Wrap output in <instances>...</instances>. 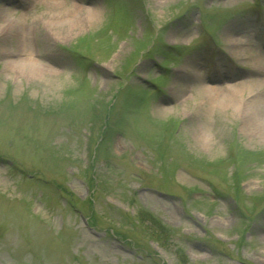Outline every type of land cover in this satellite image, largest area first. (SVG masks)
I'll return each instance as SVG.
<instances>
[{
  "label": "rangeland",
  "instance_id": "obj_1",
  "mask_svg": "<svg viewBox=\"0 0 264 264\" xmlns=\"http://www.w3.org/2000/svg\"><path fill=\"white\" fill-rule=\"evenodd\" d=\"M4 15L39 22L29 52L49 70L0 34V264H264V125L165 98L189 63L248 82L263 122L264 0H10L0 30Z\"/></svg>",
  "mask_w": 264,
  "mask_h": 264
},
{
  "label": "bare ground",
  "instance_id": "obj_2",
  "mask_svg": "<svg viewBox=\"0 0 264 264\" xmlns=\"http://www.w3.org/2000/svg\"><path fill=\"white\" fill-rule=\"evenodd\" d=\"M10 2V0H0V2ZM71 10L65 11L67 13H77L78 9L80 11H83L87 13L84 8L80 7V4L76 1H73L70 3ZM73 15V14H72ZM64 16L63 18H66ZM62 18L59 14L55 17V19ZM33 22V24L29 25H19L16 23V21L9 20L5 15L1 21V30L0 34L2 36H9L13 34H18L22 42L24 43V48H27V50H24L25 57H21L24 59V61H28L31 65L29 66L30 69L33 70V72L37 73V71L43 69V70H49L48 67L41 64L43 68H40V59L34 58L32 56V53L29 52V50H32V42L34 41V37L36 34V31L38 29V24ZM177 30H171L169 32V36L171 34H176L178 37L183 36H189V34H180L177 33ZM231 40L236 43V45L240 46V40L239 38L235 36H231ZM23 51V50H22ZM21 54V53H18ZM260 58H262V65L259 66V70L264 71V53L261 52L258 54ZM40 56V55H39ZM146 62L143 63L145 65ZM215 71V70H214ZM177 76L179 78V81H175L174 84H177L176 88L174 89V86L170 88V90L165 94V98L168 100L171 99H177L178 103L182 105V109L187 114H192L189 110V103L190 102H199L200 105H204L207 110H214V111H221V110H227L229 108H234V112L232 114H236L237 112L245 118L247 124L252 126L254 125V129L256 126L262 127L264 125L263 122H257L258 112L256 111V108L253 106L255 102L258 101L257 98H254L252 100L246 101L244 106L241 104V101H245L243 99L244 97L240 98L241 95V88H243L247 83H232L229 81L231 77L229 76H221V71H215L212 74L209 75H200L196 76L194 65H190L189 63L183 64L178 71L176 72ZM196 76V77H195ZM232 80V79H231ZM259 81L264 82V78L260 79ZM232 83V84H231ZM252 83V81L250 82ZM163 111L167 112L168 109H163ZM193 115V114H192ZM192 121L195 120V118L192 117ZM253 129V130H254ZM256 132L253 131L252 134H255ZM199 142L201 145H210L212 143V140L209 139L206 135H202L199 137Z\"/></svg>",
  "mask_w": 264,
  "mask_h": 264
},
{
  "label": "trees",
  "instance_id": "obj_3",
  "mask_svg": "<svg viewBox=\"0 0 264 264\" xmlns=\"http://www.w3.org/2000/svg\"><path fill=\"white\" fill-rule=\"evenodd\" d=\"M112 106H105L104 110H103V113L102 111H99L98 113L101 115V117H104V120H103V124L104 125H108L109 124V118L111 117V113H112V109H111ZM100 117V118H101ZM103 125V126H104ZM109 126V125H108ZM110 127V126H109ZM107 129V128H106ZM144 219H147L146 221L149 222L150 226L153 227V229H155V231H158L160 233V235H164L166 232V228L162 227V225L160 224L159 220L157 219H152V218H147L145 216ZM152 229V228H151ZM152 229V230H153Z\"/></svg>",
  "mask_w": 264,
  "mask_h": 264
}]
</instances>
